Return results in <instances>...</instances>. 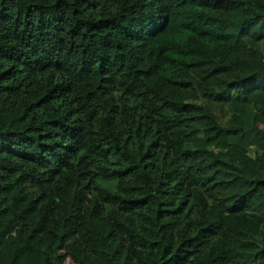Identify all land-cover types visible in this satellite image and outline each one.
Listing matches in <instances>:
<instances>
[{
    "label": "trees",
    "instance_id": "obj_1",
    "mask_svg": "<svg viewBox=\"0 0 264 264\" xmlns=\"http://www.w3.org/2000/svg\"><path fill=\"white\" fill-rule=\"evenodd\" d=\"M0 264H264V0H0Z\"/></svg>",
    "mask_w": 264,
    "mask_h": 264
}]
</instances>
